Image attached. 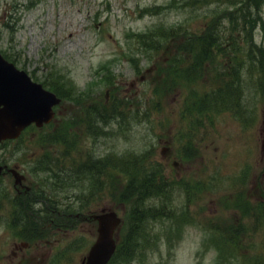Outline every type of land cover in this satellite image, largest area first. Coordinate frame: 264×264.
<instances>
[{
    "label": "rangeland",
    "instance_id": "obj_1",
    "mask_svg": "<svg viewBox=\"0 0 264 264\" xmlns=\"http://www.w3.org/2000/svg\"><path fill=\"white\" fill-rule=\"evenodd\" d=\"M186 1L188 0H46L31 10L19 7L17 16H20V21L17 22L14 33L10 35L4 23L8 19L6 16L10 15L7 11L8 7L12 6V1L0 0V50L11 49L15 54L20 53L18 55L21 63L18 67L27 72L38 70L37 75L40 78L46 72L45 68L51 66L60 69L65 74L67 84L76 93L80 89L91 87L93 81L95 84L99 78L96 75L98 68L105 64L112 68L119 82L124 86L133 84L137 89L143 88L147 91L139 84L135 71L128 61L127 56L133 54L136 48L126 35L130 32H144L158 25L167 27L180 23L197 29L204 23L209 14L207 12L209 8L218 7V3H211L203 9H192L186 6ZM14 2L21 6L25 5L27 0ZM155 6H158L156 12L147 13L149 8ZM256 38L259 41L261 34L258 33ZM11 39L13 43L10 42ZM160 59V63L166 60L164 57ZM145 61L146 58L142 60L143 65ZM147 70H145L146 77ZM140 76L139 79L142 80ZM204 79L210 80V75L205 76ZM102 90L101 86L95 88L94 92L96 95H101ZM185 93H187L186 90H180L175 93H164L161 97L160 114L169 128L163 131L164 137L160 140L164 141L157 150V158L166 162L168 170H171L174 160L171 151H165L168 146L166 142L170 140L171 130L178 127L177 119L185 110L183 97ZM64 108L63 113H66L74 109V106L67 105ZM186 116L194 117L189 112ZM208 126L211 130L208 132L207 144L204 145L202 155L193 165L188 164L186 167V164H180L181 167L177 168L180 175L199 173L201 167L208 164V172L218 170L221 175L229 177L235 175L242 166H248L250 163L255 167L256 184L247 190L245 202L240 203L238 212L230 202L236 198L234 178L228 180L233 186L230 191L220 193L212 190V192L204 193L198 199L205 198L192 206L197 223L190 225L178 224L180 219L177 218H180L181 208L186 204L185 194L178 190L174 202L176 219L174 222L163 218L154 221L153 231L159 236L156 239V246L150 248L149 253L144 257L140 254L134 255L131 264H216L218 257L216 248L209 241L206 243L211 226H217L216 223L220 220L225 221L220 225L221 227L235 225L237 214L241 216L243 213H248L249 205L252 204L254 197L260 195L259 177L264 164V152L261 149L264 133V105H260L258 118L248 129L241 128L242 124H238L230 115L215 117L213 123ZM36 132L29 130L23 136L26 141L32 142H28L21 149L22 155L18 151L14 153L10 145L1 150L0 154L14 156L12 166H23V163L17 164L20 160L29 161L32 158L31 150L36 149L33 141L38 140ZM142 136L141 133L138 136L134 133L133 139L124 140L125 142L122 139H116V142H110L109 149L117 152L140 149L144 144ZM27 146H29L28 149ZM7 181L14 184L13 177L6 176ZM109 199L96 203L91 209L92 212L101 213L104 208H109L124 216V201L113 197ZM243 222L247 229L246 232H242V240L244 246L251 249L245 250L242 254L255 252L264 255V226L255 228L250 218ZM5 232L4 227L0 225V254L8 259L6 264H48L46 260L57 251L50 246L53 240L50 237L33 244L28 255L25 256L22 250L19 258H13L14 241L3 243ZM74 234L75 236L84 235L88 237L87 243L92 242L97 236L96 222L90 218ZM90 246L89 243L78 247L72 254L70 264H83L82 260L88 257Z\"/></svg>",
    "mask_w": 264,
    "mask_h": 264
},
{
    "label": "trees",
    "instance_id": "obj_2",
    "mask_svg": "<svg viewBox=\"0 0 264 264\" xmlns=\"http://www.w3.org/2000/svg\"><path fill=\"white\" fill-rule=\"evenodd\" d=\"M211 3H218V7L209 8L204 23L197 29L180 23L167 27L158 25L143 33H130V37L141 47L143 55L153 63L150 74H153L155 85L152 100L146 103L145 114L149 115L151 108L158 106L162 93L186 90L189 110L199 122L202 120L199 116L213 122L215 117L232 115L243 126L249 127L258 118L260 105H264V0H188L186 6L203 9ZM157 9L153 7L148 9L147 13L156 12ZM258 33L261 34V42L256 39ZM164 52H167L166 56L161 55ZM162 56L167 58L166 63H156L155 60ZM209 75L210 80L204 79ZM115 77L109 76L110 101L104 97L107 101H101L105 103L100 102L93 106H90L91 100L81 102L87 100V95H78L73 89H63L57 83L51 86L57 93L64 92L65 98L72 102H80L85 112L86 124H89L91 113L92 116L96 115L98 121L117 119L124 122L125 118L130 117L128 111L131 106L123 102L124 99H116L119 87ZM66 81L64 78V88L68 83ZM75 115L68 116L60 127L53 124L56 130H52L53 139L49 144L53 149L50 152L60 147L71 155V152L78 149L75 140H78L80 134L75 130ZM53 156L56 158V153ZM126 158L127 162L113 157L112 161L118 166H64L58 160L54 163L50 158L48 169L52 171L50 179H54L57 185L63 182L66 186L67 180L75 175L87 177V185L71 181V185L85 186L83 190L86 194L81 200L86 199V205L90 202L91 194L100 199V193L107 189L112 193V197L119 201L135 198L130 201L131 210L128 213L131 217L129 223L132 232L127 238H123L117 254L118 263L127 261V264H130L132 257L140 254V248L147 250L150 246H156L159 236L153 232L151 226L154 219L161 215L146 207L144 201L150 194L164 195L165 190L159 186V182L156 184L158 173L149 171V174L142 175L143 166H135L137 157L130 154ZM125 162L129 166H124ZM77 167L79 168L76 169ZM214 184V180L210 178L209 189ZM259 186L261 192L252 214L256 227H263L264 176ZM240 192L236 194V202L245 200V192ZM49 206L51 211L57 203L50 198ZM71 208L69 206L66 210ZM21 217L24 218L19 225L25 227L26 212L23 210L17 219ZM59 219L61 218L59 217L58 221ZM188 222H192V219L188 218ZM243 229L241 223L226 225L215 228L207 236L206 243L209 241L218 250L217 264H235L238 260L243 264H264V260L261 262L253 258L251 261L252 257L242 255L241 252L245 249L242 240Z\"/></svg>",
    "mask_w": 264,
    "mask_h": 264
},
{
    "label": "water",
    "instance_id": "obj_3",
    "mask_svg": "<svg viewBox=\"0 0 264 264\" xmlns=\"http://www.w3.org/2000/svg\"><path fill=\"white\" fill-rule=\"evenodd\" d=\"M60 100L40 85L30 82L0 55V141L16 138L29 124L51 121L52 107ZM264 148V141H263ZM99 237L91 248L87 264H107L114 250V232L120 223L115 213L98 215Z\"/></svg>",
    "mask_w": 264,
    "mask_h": 264
},
{
    "label": "flooded vegetation",
    "instance_id": "obj_4",
    "mask_svg": "<svg viewBox=\"0 0 264 264\" xmlns=\"http://www.w3.org/2000/svg\"><path fill=\"white\" fill-rule=\"evenodd\" d=\"M2 167L3 169L1 171L0 177H2V179H4L5 181H6V176H8V178L12 177V173L10 171L11 169H16L24 173V171L21 169L20 166H2ZM26 176H29V174ZM11 192L13 194V197H15V193H19L20 189L13 186V189H11ZM13 213L14 212H11V214ZM20 229L22 230L23 228H20ZM59 230L66 231L63 229H59ZM38 231H39V228L29 227L28 231H25V232L33 233V232H38ZM31 248H32V245L26 243L25 241H21V242L15 241L14 249H13L14 258H19L22 255V252H21L22 250L25 252V256L28 255V252L30 251Z\"/></svg>",
    "mask_w": 264,
    "mask_h": 264
}]
</instances>
